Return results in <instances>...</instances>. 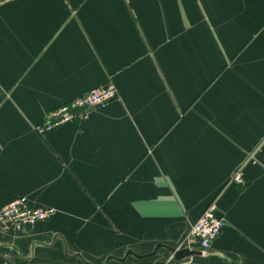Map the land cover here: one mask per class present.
<instances>
[{
	"label": "crops",
	"instance_id": "crops-1",
	"mask_svg": "<svg viewBox=\"0 0 264 264\" xmlns=\"http://www.w3.org/2000/svg\"><path fill=\"white\" fill-rule=\"evenodd\" d=\"M20 197L56 213L0 226V263L264 264V0L0 4V208ZM212 203L225 226L202 255L119 260L187 248Z\"/></svg>",
	"mask_w": 264,
	"mask_h": 264
},
{
	"label": "built area",
	"instance_id": "built-area-1",
	"mask_svg": "<svg viewBox=\"0 0 264 264\" xmlns=\"http://www.w3.org/2000/svg\"><path fill=\"white\" fill-rule=\"evenodd\" d=\"M14 0H0V4ZM117 97V90L113 86L104 87L65 103L53 110L46 121L36 128L39 134L52 131L57 127L73 121L86 120L90 111L104 107ZM234 180L243 182L242 176L237 174ZM56 210L49 207H34L26 197H20L12 203L0 208V226L2 230L17 234L27 233L37 223L46 221L55 215ZM225 226L224 219L218 215L217 205L210 204L197 223L190 230L185 244L194 250L199 247L202 251L211 248L212 243L219 237ZM180 249V248H179ZM171 260L175 261L173 256ZM0 264H14L11 258H5ZM178 264V263H174Z\"/></svg>",
	"mask_w": 264,
	"mask_h": 264
},
{
	"label": "water",
	"instance_id": "water-1",
	"mask_svg": "<svg viewBox=\"0 0 264 264\" xmlns=\"http://www.w3.org/2000/svg\"><path fill=\"white\" fill-rule=\"evenodd\" d=\"M161 248L167 249L171 253V255L173 256L174 260L178 261V262L182 261L183 259L192 257V256L202 255V252L197 251V250H192V249H189V248L179 249V248H174V247L166 246V245H163V244H159L155 248L154 252L152 254H150V255L139 256V255H136L133 251H129L123 259H119V260L121 262H125L127 257L130 256V255H133V256H135L138 259L152 257V256L156 255L157 252ZM108 260H110V259H108Z\"/></svg>",
	"mask_w": 264,
	"mask_h": 264
}]
</instances>
